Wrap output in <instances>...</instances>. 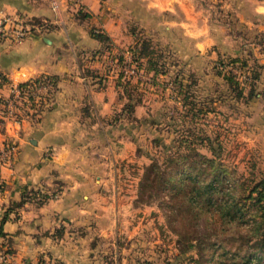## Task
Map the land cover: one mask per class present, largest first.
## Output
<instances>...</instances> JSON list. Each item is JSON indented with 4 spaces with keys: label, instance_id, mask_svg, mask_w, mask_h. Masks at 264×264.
<instances>
[{
    "label": "rangeland",
    "instance_id": "obj_1",
    "mask_svg": "<svg viewBox=\"0 0 264 264\" xmlns=\"http://www.w3.org/2000/svg\"><path fill=\"white\" fill-rule=\"evenodd\" d=\"M118 1L114 40L93 52L113 85V108L101 121L108 145L78 155L88 176L75 187L91 192L92 217L54 232L60 257L44 260L221 264L220 251L233 249L243 228L222 224L214 205L186 192L192 172L200 178L198 164L208 167L192 160L198 154L231 173L214 182L226 190L264 176V0H173L164 8ZM167 153L188 156L174 164ZM152 160L156 169L144 179Z\"/></svg>",
    "mask_w": 264,
    "mask_h": 264
},
{
    "label": "crops",
    "instance_id": "obj_2",
    "mask_svg": "<svg viewBox=\"0 0 264 264\" xmlns=\"http://www.w3.org/2000/svg\"><path fill=\"white\" fill-rule=\"evenodd\" d=\"M113 1L118 0H0L4 10L39 20L19 43L0 40L4 80L39 74L56 80L54 92L37 113L0 129V145L3 140L14 145L10 162L0 163V252L9 249L6 264L58 259L60 236L54 232L76 217H92L91 192H82L75 184L86 182L87 172L81 170L86 164L80 160L92 157L88 155L94 143L108 145L101 141L107 136L101 121L113 108V85L110 73L99 71L93 52L113 39L111 29L117 30L122 21L114 14L120 3ZM141 1L154 8L173 4V0ZM89 27L106 39L94 37ZM89 53L92 59L84 60L82 56ZM0 91L5 93V84ZM81 171L83 176L77 173Z\"/></svg>",
    "mask_w": 264,
    "mask_h": 264
},
{
    "label": "trees",
    "instance_id": "obj_3",
    "mask_svg": "<svg viewBox=\"0 0 264 264\" xmlns=\"http://www.w3.org/2000/svg\"><path fill=\"white\" fill-rule=\"evenodd\" d=\"M33 20L39 21L36 18H33ZM92 34L96 38L106 39V36L99 31H92ZM140 44L141 47L136 53L137 56L144 54V42L142 41ZM39 75L51 76L47 74ZM46 101L47 98L38 102L21 104L19 108L25 117L28 114L37 113ZM187 154L172 155V153H167L165 161H174V164H178L185 161ZM197 156L201 158H193L192 160L194 162L204 161L208 164V167L203 166L201 163V165L198 164L197 170L200 172V178L195 177L196 173L192 172V183L186 192L188 200L197 202L196 197H201L206 204L214 205L222 224H230L232 228H243L241 234L238 233L239 235L233 237L234 248L220 251L219 255H224L221 264H262L261 258L264 255V176L259 177L251 184L246 182L245 178H242L236 182L237 191L226 190L222 187L223 185H217L214 182L219 183L224 175L231 176L227 168L212 157H205L201 154ZM147 167L148 171L144 174V179L148 178L149 174L152 173L151 171L156 169V162L152 160ZM176 167L174 166L172 169L176 170ZM161 173L156 170V177L161 176ZM7 251L9 249H2L1 252ZM37 260L40 262L45 261L43 258Z\"/></svg>",
    "mask_w": 264,
    "mask_h": 264
},
{
    "label": "built area",
    "instance_id": "obj_4",
    "mask_svg": "<svg viewBox=\"0 0 264 264\" xmlns=\"http://www.w3.org/2000/svg\"><path fill=\"white\" fill-rule=\"evenodd\" d=\"M53 9L57 8L54 1ZM39 23L32 18L15 11H6L0 6V40L8 44L19 43ZM6 85V91H0V129L8 125L18 124L24 117L19 106L29 102H38L49 98L56 87L53 76L35 75L18 81H6L0 72V86ZM14 154V145L3 140L0 145V163H9ZM8 252H0V264H6ZM34 264H46L36 260Z\"/></svg>",
    "mask_w": 264,
    "mask_h": 264
}]
</instances>
